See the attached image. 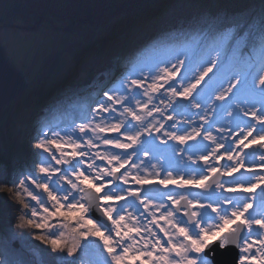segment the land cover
<instances>
[{"label": "snow or ice", "instance_id": "1", "mask_svg": "<svg viewBox=\"0 0 264 264\" xmlns=\"http://www.w3.org/2000/svg\"><path fill=\"white\" fill-rule=\"evenodd\" d=\"M131 63L63 126L38 117L30 161L0 168L20 241L0 264H264V0L212 45Z\"/></svg>", "mask_w": 264, "mask_h": 264}, {"label": "rangeland", "instance_id": "2", "mask_svg": "<svg viewBox=\"0 0 264 264\" xmlns=\"http://www.w3.org/2000/svg\"><path fill=\"white\" fill-rule=\"evenodd\" d=\"M149 1L150 0H133V3H131V1L119 6L117 12L120 16L117 18H113L114 20H111L112 18L110 20H107V18H105L99 22L92 23L85 20H80L82 15H79L77 6H75L73 1L71 0H0V42L13 68L21 71L25 75V70H27L26 58H28L29 55L33 53L39 52V49H42L49 43L48 40L52 41V39H56L57 36L61 35L62 41L59 43L66 44V50L64 52L61 51L59 53L43 54H47L42 62H44L43 64L48 68V71L51 70L54 65L55 67L57 66V68L53 73L51 72L48 75L44 74L47 76H41L40 79L34 82L27 80L28 87L26 91L17 101L13 102L16 103L20 101L21 105L18 110H14L13 108V115L11 113L14 119L16 117V120L18 122L22 121L23 123V125L17 124L18 126H16V122H14V128H11L16 136L19 135L18 139L19 145H21V147L19 148L18 152H20L22 156L21 158L24 159V156H26L25 161L28 160V144L29 138L32 134L31 130L33 126H35V121L37 120V118L43 114L42 110L44 109V106L48 105V102L49 100L51 101V98H60V94L63 93L62 91L71 87L68 93L71 92V94L69 95L75 97L73 99L75 100L76 105L79 106L78 110H81V108L83 109L88 103H90L91 94L95 90L93 87H90V85L93 84V81H95L97 77H100L101 72L104 74H109L112 68L120 66L124 62L122 58L125 53L120 54V56H115L116 53L113 51V48L116 47V44L112 43L111 40L110 42L104 40L108 35L110 37L112 34L114 35L115 39H117L116 37H119L121 34H123L124 31L129 29V27L132 26V23H134L133 21L131 24H129L130 21H128L127 24L124 23L123 25L128 28L121 31L120 33H116L118 31L116 30L118 29V27L116 26L122 21V19L129 16V14L138 11L143 7L145 3ZM198 1L200 0H182L179 4L173 5L171 3L169 5L171 6V9L168 11V13H166L167 15L165 16L170 20L171 18H174L176 14H178L179 7H184L186 9L187 6L191 5V7L196 8L197 13L195 14L193 20H188L185 23L177 21L179 26H182L183 24V26L186 27L185 29L189 34V39L187 40L184 34L179 33V29L176 30V32H173L174 35H162L156 37L155 40L153 39L154 41H157L159 39L162 41V44L156 47L158 49L161 47V54L152 55V53L155 51L154 49L156 48L148 49L147 47H145L141 50H138L135 53V56L139 54L141 63L136 65V70H138V68L143 64H152L157 61L170 59L173 55H175L177 51H196L205 45H212L217 40L218 33L223 30V27L225 26L227 21L225 19L224 23H218L213 27H209L210 16L214 17L218 14H226L227 11L222 10L218 6L216 0H209L213 3V5H210V3L207 2L205 8H203V4H199ZM190 2H192V4ZM258 4L259 3H255L254 0L252 3L241 0L240 4H237L229 9V13L232 14L236 11H241L244 9L251 11L252 6ZM71 19L74 20H72L71 22ZM126 20H130V17H128ZM55 22H57V24L59 23L60 25L58 27L54 26ZM169 23H171V21ZM187 24L190 26L188 27ZM112 26H114L113 29ZM73 34L76 35V38L74 37L69 40V38ZM179 36L180 38L182 37L180 41ZM171 37H174L176 39L178 37V41L176 43L172 42L171 44L164 43L165 41H167V39L172 40L173 38L171 39ZM78 41L81 42L77 45H74ZM100 43H102L101 46L98 45ZM96 48L98 50H96ZM149 50H151L150 53ZM125 52L129 51L127 50ZM102 56H106L107 58L110 57V59L116 62H114L109 69L104 68L103 66H101V63L98 59V57L104 59V57ZM119 60H121L122 63ZM51 62H53L52 65H50ZM31 63L32 62H30V66L34 62L32 64ZM69 64L72 65L71 68H68ZM97 65H100L101 69L100 72L95 73L93 69L96 68ZM130 70H134L133 64H131L123 74L129 72ZM73 71L74 73H72ZM60 81L62 82L60 83ZM51 84L55 85L50 91L49 89L50 87H52ZM47 86H49V89L46 91ZM32 97H37V99H34L35 101L31 100ZM66 97L67 94H64L63 98ZM13 103H11L10 105H12ZM10 105L5 107L8 108L7 113H3L5 108L0 111V133L4 136V140L7 142H10V140L6 139L5 137V132L7 131L3 130L1 124H5L4 116H6V114H8L9 112H13L9 107ZM49 106L50 104L47 107ZM92 106L94 107L95 105L92 104ZM20 110H24L25 112H21V114ZM74 112L76 113L75 116L79 115L76 110ZM56 113L54 114V111H50L43 115L47 121L49 119L48 116H54L56 118V121L62 122L60 126H63L64 123H67L69 120L75 117H72V113H70L68 117L63 116L62 114H58L57 116ZM76 122L78 123L79 120H77ZM157 145H159L158 141ZM6 146L7 144L3 148L0 147V150H3L5 152L4 149L6 148ZM159 148L164 149L165 146L159 145ZM168 155L171 156L170 153H168ZM182 155L183 154H180V158ZM222 162L225 163L224 160H222ZM2 163L5 164L1 166ZM21 163L22 162L15 159L14 155L8 156L7 159L5 155L0 156V168L4 166L11 168L13 165L18 166ZM173 171L175 175V166L173 167ZM235 175L236 178L239 177L238 180H240L250 174L244 173L243 169H241V171L237 174L234 173L231 177H225L226 179H231L234 178ZM172 187L174 186H169V188ZM224 195H235V193H225ZM236 195L243 196L245 194ZM16 239H13L6 232L0 231V253H2L3 250L5 248H8L9 246L19 248V241Z\"/></svg>", "mask_w": 264, "mask_h": 264}, {"label": "trees", "instance_id": "3", "mask_svg": "<svg viewBox=\"0 0 264 264\" xmlns=\"http://www.w3.org/2000/svg\"><path fill=\"white\" fill-rule=\"evenodd\" d=\"M71 1H73L75 6H77V10L79 11V15H82V17L80 18L81 21L85 20L87 22H92V23L95 22L96 23V22L101 21L102 19L108 18V16L117 12L119 9V6L124 4V2L133 1V0H71ZM200 1L204 4L207 0H200ZM216 1L218 3V6L222 10L227 11L226 14L223 13L226 21H228V18H230V17L240 16V15H243V14L250 12V11L244 9L241 11H236L235 13H232V14L229 13V9L232 8L233 6L237 5V4H240L241 0H216ZM245 1H247L248 3L253 2V0H245ZM254 2L260 3V0H254ZM205 6L206 5H203L202 7L204 8ZM119 16L120 15L117 14L113 18H117ZM113 18L111 20H114ZM72 20H74V19H71V22H72ZM59 25L60 24L59 23L57 24V22L54 23V26H56V27H58ZM75 36L76 35L73 34L69 38V40H71ZM61 39H62V36L59 35L56 37V39L55 38L52 39V41L48 40L49 43L45 47H43L42 49H39L40 50L39 52L36 51L37 53H33V54L29 55L28 58H26L27 59V70H25V69L24 70H25V76L29 81L34 82V81L40 79L41 76H47L49 73L54 72V70L57 68V66L55 67V65H54V67L48 71V68L45 67V65L43 64L44 62H42V60L44 59V57L47 54L46 55H43V54L44 53H48V54L59 53L61 51L64 52L66 50V44L65 43L60 44L59 42L62 41ZM32 60H35V61H32ZM30 62H32V63L34 62V63L33 64L31 63L32 65L30 66ZM52 64H53V62L50 63V65H52ZM44 74H47V75H44ZM70 88L71 87L67 88L68 90L65 89L64 91H62L63 93H61V94H66V92L69 91ZM27 94H29V93H27ZM27 94H25V95H27ZM69 94H71V93H68L66 98H61L60 101H56L54 98H53V102H51L49 100L48 105L50 104V106L49 107H47L48 105L44 106V109L42 110L43 114L45 115L47 112H50V111H54V114L57 111H62L63 113L64 112L69 113V110L71 108L78 109L79 106L76 105L75 100L73 99L75 97L71 96ZM25 95H24V97H25ZM20 106H21L20 101H18L16 103H13L10 106V108L12 107V108H14V110H18L20 108ZM7 109L8 108H5L3 113L4 112L7 113ZM11 113L12 112H9L8 114H6V116H4L5 124H1V127L3 128V130L7 131V132H5L6 133L5 137H6V139L10 140V142L5 141L4 136L0 133V147L3 148L7 144L6 148L4 149L6 153L3 150H0V152H1L0 154L5 155L6 159L8 158V156L14 155L16 160H19L20 162H22L18 166H22L25 164L24 160L26 157L24 156V159H23V158H21L22 156H21L20 152H18V150L13 151L12 149H10V147L15 149V143L17 141L16 135L11 130V128H14V122H15L12 118ZM56 114H59V113L57 112ZM48 118H49L48 122L51 125H54L55 123L54 124H52V123H53V120H55V117L51 115V116H48ZM0 121H1V118H0ZM27 158H28V160H30L29 155H27ZM3 164H5V163H2L1 166H3ZM3 195L4 194H2V193L0 194V196H3ZM9 211H10L9 209L5 208L2 204H0V218H2L4 216V214L9 212ZM12 214H14V212ZM0 231L5 232L2 227H0ZM16 232H19V230L17 229ZM16 240L19 241V238H17ZM33 243L38 244L39 242L33 241ZM19 245H20V241H19ZM11 247L15 248L14 246H11ZM41 247H43V246L41 245ZM19 248H17V249H19Z\"/></svg>", "mask_w": 264, "mask_h": 264}, {"label": "bare ground", "instance_id": "4", "mask_svg": "<svg viewBox=\"0 0 264 264\" xmlns=\"http://www.w3.org/2000/svg\"><path fill=\"white\" fill-rule=\"evenodd\" d=\"M181 1L182 0H150L149 2L145 3L141 9H139L136 12L129 14V16L125 17L124 19H122V21L119 24H117L116 27H118V29H116V30H118V31L117 32L115 31V32L120 33L121 31L128 28V27L123 25L124 23L127 24L128 21H130L129 24H131L132 21L134 22V23H132V26L129 27V29L124 31L123 34H121L119 37H116L117 39H115L114 35L112 34L110 37L108 35L107 38L104 40V41H109V42L111 40L112 43L116 44L115 45L116 47L113 48V51L116 53L115 56H120V54L125 53L123 58H122L124 60V62L122 63L121 60H119L122 64L120 66H116V67L112 68L109 72V75H114L115 78L121 76L126 71V69L129 68V66L132 64L131 60L133 58H135V53L138 50H141L145 47L148 48L149 45L152 43V41H154L155 38L158 36H162V35L167 36V34L176 32V30L179 29L180 30L179 33L183 32L185 35V38L187 40L189 39V34L186 32V29H185L186 27H184L183 24H182V26H179L177 21H180L181 23H185L188 20H193L195 17V14L197 13L196 10H194V7H191V5L187 6L186 9L184 7H182V8L179 7L178 14H176L174 16V18H171V20L165 16V15H167L166 13H168V11L171 9V6H169L171 3L173 5H175V4L181 3ZM189 1H191V0H189ZM190 3L192 4V2H190ZM128 17H130V20H126ZM169 20L171 21V23H169L170 22ZM187 26L189 27L190 25L187 24ZM113 27L114 26H112V29H113ZM110 29H111V27H110ZM185 33H187V34H185ZM171 39L172 40L167 39L166 42L171 41V43L172 42L176 43L178 41V37H177V39L174 37H171ZM180 40H181V38L179 36V41ZM80 42L81 41H78L74 45H77ZM98 45L101 46L102 43H100ZM96 50H98V49L96 48ZM127 50L129 52H125ZM154 50H153L154 52L152 53V55L153 54H158V55L161 54V51H162L161 47L159 49H154ZM150 51L151 50H149V53H150ZM106 61H104L101 64V66H103L104 68H107V69H109L114 62H116V61H113L112 59H108ZM72 64H73V62H72ZM101 66L97 65V67L93 69L95 71V73L100 72ZM71 67H72V65L69 64L68 68H71ZM72 73H74V71ZM102 74H104V73L101 72V75ZM101 75H100L101 79L106 78V77H102ZM61 82L62 81H60V83ZM54 85L55 84H51L52 87H50V89H49V86H47L46 91L48 89L51 91L52 88L54 87ZM34 99H37V97L31 98V100H34ZM10 109H12V111H13L12 107ZM21 112L24 113L25 111L20 110V113ZM13 113H14V111L12 112V115H13ZM13 120L16 122L15 123L16 126H18L17 124L23 125L22 121L18 122L16 120V117H15V119L13 118ZM16 126H15V128H16ZM18 137H19V135L16 136L17 141L15 143V149L10 147V149H12L13 151L19 150V148L21 147V145H19ZM28 161H30V160H26V161L24 160V163H26Z\"/></svg>", "mask_w": 264, "mask_h": 264}, {"label": "water", "instance_id": "5", "mask_svg": "<svg viewBox=\"0 0 264 264\" xmlns=\"http://www.w3.org/2000/svg\"><path fill=\"white\" fill-rule=\"evenodd\" d=\"M128 2L131 1L124 2V4ZM131 3H133V1ZM117 14L119 13H113L112 15L108 16L107 20H110ZM27 80L28 79L21 71H18L12 67L0 42V111L21 97L28 87ZM151 187L158 188L160 190L157 184H154ZM93 215L98 214L93 212ZM231 259V256H226L224 258L225 264H228Z\"/></svg>", "mask_w": 264, "mask_h": 264}]
</instances>
